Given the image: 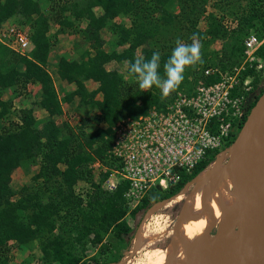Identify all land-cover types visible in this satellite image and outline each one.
<instances>
[{
    "label": "trees",
    "instance_id": "16d2710c",
    "mask_svg": "<svg viewBox=\"0 0 264 264\" xmlns=\"http://www.w3.org/2000/svg\"><path fill=\"white\" fill-rule=\"evenodd\" d=\"M48 1L55 15H44L37 0H0V27L5 21L20 17L21 22L16 26L27 29L31 43L25 56L0 44V94L14 86L26 90L28 85L36 84L38 91L33 105L45 113L38 119L31 109H21L11 129L0 133V264L10 263V243L30 251L21 264H30L36 255L39 264H79L87 249L100 244L109 232L114 236L112 249L119 244L127 250L129 238L126 241L123 236L129 229L123 222L126 209L122 197L127 183L119 181L111 192L101 188L110 170L118 168L115 161L106 157L111 127L121 118L135 119L152 107L163 108L176 91L189 94L198 80L214 83V76L202 77L204 69L224 70L238 65L242 59V40L253 32L259 40L264 36V0H250V7L229 30L211 12L205 14L210 0ZM220 5L229 3L215 0L211 6L219 11L223 9ZM118 16L127 18L129 26L116 22ZM202 16L203 30L198 28ZM56 21L61 31L78 32L88 46L77 59L65 56L57 59V78L73 86L61 97L57 96L45 69L51 47L48 30L50 23ZM79 22L83 28L76 31L74 26ZM107 28L116 32L114 49L109 52L103 50L100 35ZM193 33L201 37L204 63L188 68L180 87L166 98H161L156 87L140 90L136 78L129 74L128 62L138 57L148 59L154 51H159L163 75V63L176 40L191 43L189 37ZM216 42L221 43L218 51L211 48ZM256 55L264 60V43ZM111 62L124 64L126 77L133 82L128 84L117 71L106 70L105 65ZM251 73V87L255 88L259 81L257 74L247 69L242 75ZM90 81L96 88L88 91L85 82ZM263 91L264 86L248 109ZM73 99H77L76 110L87 114L88 109L94 113L91 118L97 125L94 130L84 132L83 125L74 130L65 122H54L53 117L62 115L61 105H68ZM10 110V103L0 100V121ZM216 153L209 152L205 160L188 173L180 174L179 180L167 189L148 190L132 216L155 203L175 198L186 183L208 168ZM94 162L105 168L96 183L89 169ZM32 167H37V171L30 176L31 183L18 191L12 189V172L18 168L27 172ZM78 181L89 185L83 196L74 190ZM113 256L109 264L118 263L120 255ZM105 263L108 262L101 264ZM93 264L99 262L95 260Z\"/></svg>",
    "mask_w": 264,
    "mask_h": 264
},
{
    "label": "built area",
    "instance_id": "2783aa9c",
    "mask_svg": "<svg viewBox=\"0 0 264 264\" xmlns=\"http://www.w3.org/2000/svg\"><path fill=\"white\" fill-rule=\"evenodd\" d=\"M216 17L225 23L221 14ZM0 44L20 56L31 49L28 32L11 24L1 25ZM261 44L255 34H248L242 40L238 65L202 71L203 78L214 76V83L198 80L189 94L175 92L163 108L152 107L135 119L117 120L111 127L106 157L118 168L110 170L101 188L111 192L119 181L126 182L122 197L129 211L138 206L148 190L167 189L179 180L180 174L205 160L209 152L216 151L215 158L227 152L225 147L239 131L249 106L253 76L242 74L247 69L253 73L262 69V60L256 55ZM92 166L102 169L98 162Z\"/></svg>",
    "mask_w": 264,
    "mask_h": 264
},
{
    "label": "rangeland",
    "instance_id": "374dc122",
    "mask_svg": "<svg viewBox=\"0 0 264 264\" xmlns=\"http://www.w3.org/2000/svg\"><path fill=\"white\" fill-rule=\"evenodd\" d=\"M226 3H229V5H220L219 11L218 9L213 6H211L215 0H210L209 4L206 6V12L205 14H208L211 12L214 16L220 15L223 16V21L225 22L222 25L226 30L231 29L232 25L237 24L238 19L240 15L244 14V12L250 7V0H225ZM38 6L40 11L46 12L48 15H55L56 13H53L52 9H49V1L48 0H37ZM205 14L203 16H205ZM203 16L200 18L198 22V28L203 30L205 28V19ZM54 19V18H53ZM8 21V20H7ZM10 23L12 25H19V22H21L20 17H15L10 19ZM116 22L121 23L124 27L129 26V20L127 18H122L121 16H118L115 19ZM6 22V21H5ZM4 22V23H5ZM74 28L76 31H80L83 28V25L79 22L76 23ZM24 30L27 31L26 28ZM254 34V32H253ZM101 39L103 42V50L106 52H109L114 49V38L116 36V32L112 28L103 29L100 31ZM48 37L51 44L50 51L53 54V59L51 60L50 64L48 65V68L45 67L48 72L51 73L52 78V85L53 88L57 94L58 97H61L65 92L70 91L73 89L72 85H68L65 82H60L57 77H55L54 74V63L58 59V54H64L66 57L68 56V59H77L80 53H82L85 49H87V44L81 40L80 35L74 32L65 31L59 28L57 21L51 22L48 30ZM63 40L65 42H63ZM262 43H264V36L261 37ZM62 43V44H60ZM68 44V45H67ZM219 42L213 43L211 48L215 51H218L220 48ZM58 45V46H57ZM61 45V46H60ZM138 54V50L136 52ZM106 70H115L118 73L122 75V78L126 80L128 84L132 83L133 80L129 77H126V67L124 64H116L114 62L108 63L105 65ZM257 74V78H259V81L256 83L255 88H252L250 86V90L248 92V103L249 105L252 103L253 98L257 96V94L260 92L262 87L264 86V60L262 59V69ZM89 84V83H88ZM87 84V85H88ZM94 85H89L88 89L93 88ZM87 89V90H88ZM38 91V86L36 84L34 85H28L26 87V90L22 89L20 86L11 87L5 91H3L0 94V100L3 102H9L10 103V114L7 115L3 120L0 121V133L5 132L9 129H11L12 125L17 122L16 118L18 116V111L21 109H31L33 115L35 118H43L45 113L43 111H39L34 107L35 102V96ZM178 92V91H176ZM97 99H99V96H97ZM62 115L59 117H53L54 122L57 124H61L62 122L69 124L72 129L76 130L77 126H84L83 128L84 132H90L95 129L97 125H95L91 118H93L94 113L90 112L88 109L85 110L87 114H83L81 111L76 110L77 108V99H74L72 104H62ZM249 108V106H248ZM250 109H247V112L245 114H248ZM86 116V118H84ZM244 117V119H245ZM238 132L236 133V135ZM236 135L232 136V142L229 145H226V149H228L234 139L236 138ZM229 140V141H230ZM227 154L228 152H224L223 154L218 155L215 159H218V168L216 171V176L220 177V170L223 167V165L227 161ZM214 159V160H215ZM94 164V163H93ZM92 164V165H93ZM92 165L89 166V169L91 170V175L93 181L96 183L98 176L101 172H104V167L102 169H98L96 167H93ZM213 169V164L211 163L209 166ZM208 166V165H207ZM208 166V167H209ZM61 169H64V166H60ZM68 169V167H66ZM224 168V167H223ZM206 170H210L206 168ZM37 171V167H32L30 169H27V172L24 169H15L10 177V185L12 189L15 191H18L22 186L28 185L31 183L30 176L34 174ZM194 183L193 179L186 183L182 189L179 192V195L176 196L174 199H167L164 201H161V206L154 210L152 214L145 220L143 223V228L145 231H147L149 234L154 236V240L149 243L143 244L140 248L133 249L132 242L135 235V229H138L140 223L144 220L146 214L149 212L151 207L153 208L155 206L152 205L150 208H148L145 211H138L132 216V210L125 211V216L123 217V222L127 225V228L129 229V232L123 236V240H128L129 238V245L127 250L124 251L123 247L119 244L116 245V248L112 249L111 246L113 241V233L109 232L104 235L103 240L100 244H97L93 247H90L87 249V251L84 253L86 255H83L81 261L79 264H93L95 260L101 264L102 262H108L105 264H109L114 258V254H119L120 257L118 259V263L121 264H146L151 263L154 259L158 258L160 254L168 247L170 240L172 239L176 226L179 222L180 216L182 214V211L186 208L190 207V204L188 203V200L191 199V204L194 203L195 200L198 198L205 196L208 191L203 190L201 192H194ZM89 189V185L86 184V182L78 181L75 186L74 190L77 194H80L83 196V194ZM187 201V202H186ZM189 204V205H188ZM189 206V207H188ZM194 217H191L188 219L185 232L188 230H191L194 228ZM217 230V227H213L210 232L209 236L213 235ZM114 244V243H113ZM9 257H10V263L9 264H21L22 261L25 260L26 257L30 254V251L27 247L22 246H16L14 244H9ZM130 252H133V256L129 257L128 254ZM196 252L194 251V254ZM160 258V257H159ZM196 258V257H195ZM117 263V264H118ZM30 264H39L37 261V255L34 257V259L30 262Z\"/></svg>",
    "mask_w": 264,
    "mask_h": 264
},
{
    "label": "bare ground",
    "instance_id": "6f19581e",
    "mask_svg": "<svg viewBox=\"0 0 264 264\" xmlns=\"http://www.w3.org/2000/svg\"><path fill=\"white\" fill-rule=\"evenodd\" d=\"M254 142L264 162V107L257 114ZM233 151L238 156L232 157L230 164L221 169L220 177L216 176L218 158L212 162L213 169L211 165L208 167L210 170H204L193 179L194 192L207 190L208 193L193 204L191 199L188 200L190 207L182 211L168 247L158 258L146 264H239L241 252L234 221L239 194L246 180V165L242 146H235ZM161 204H155L140 223L133 238V249L154 240V236L144 230L143 223ZM191 217H194V228L184 233ZM213 227H217V230L209 236Z\"/></svg>",
    "mask_w": 264,
    "mask_h": 264
},
{
    "label": "water",
    "instance_id": "95a60500",
    "mask_svg": "<svg viewBox=\"0 0 264 264\" xmlns=\"http://www.w3.org/2000/svg\"><path fill=\"white\" fill-rule=\"evenodd\" d=\"M262 107H264V91L246 115L236 138L228 148V158L223 165V167L229 165L232 157L238 156L233 148L241 145L246 165V180L239 194L234 221V230L238 233L241 252L239 264H264V162L254 142L257 114ZM229 152L231 156H228ZM128 255L132 257L133 252Z\"/></svg>",
    "mask_w": 264,
    "mask_h": 264
},
{
    "label": "clouds",
    "instance_id": "9594fccd",
    "mask_svg": "<svg viewBox=\"0 0 264 264\" xmlns=\"http://www.w3.org/2000/svg\"><path fill=\"white\" fill-rule=\"evenodd\" d=\"M189 39L191 43L176 40L175 47L163 63V75L159 51H154L148 59L138 57L128 62L129 74L136 78L140 90L147 91L156 87L160 89L161 98H166L180 87L188 68L204 63L201 37L193 33Z\"/></svg>",
    "mask_w": 264,
    "mask_h": 264
},
{
    "label": "crops",
    "instance_id": "0c3cea01",
    "mask_svg": "<svg viewBox=\"0 0 264 264\" xmlns=\"http://www.w3.org/2000/svg\"><path fill=\"white\" fill-rule=\"evenodd\" d=\"M97 11V10H96ZM42 12V11H41ZM44 15H47L46 14V12H42ZM11 21H10V19L8 20V21H6L4 24H11L12 25V23H10ZM82 24V23H81ZM83 25V24H82ZM63 42H65L64 40H63ZM60 44H62V43H60ZM68 45V44H67ZM58 46V45H57ZM61 46V45H60ZM61 56H65L64 54H58V57L57 58H60ZM66 57V56H65ZM66 58H68V56L66 57ZM53 59V54H52V52L51 51H49V54H48V58H47V62H46V66L45 67H47L48 68V65L50 64V62H51V60ZM57 61V60H56ZM55 64H56V62L54 63V76L55 77H57L56 76V74H55ZM46 69V68H45ZM47 70V69H46ZM47 72H48V70H47ZM48 74L50 75V77L52 78V75H51V73L50 72H48ZM59 80V79H58ZM60 81V80H59ZM60 82H63V81H60ZM89 83V84H88ZM88 84V85H87ZM89 85H94L93 86V88H92V90L93 89H95L96 88V85L94 84V83H92L91 81L90 82H85V87H86V89H88V87H89ZM72 90V89H71ZM91 89H88V91H90ZM99 96V95H98ZM74 100V99H73ZM73 100H72V102H73ZM72 102L71 103H69V104H72ZM39 111H41V110H39Z\"/></svg>",
    "mask_w": 264,
    "mask_h": 264
},
{
    "label": "flooded vegetation",
    "instance_id": "af4514ba",
    "mask_svg": "<svg viewBox=\"0 0 264 264\" xmlns=\"http://www.w3.org/2000/svg\"><path fill=\"white\" fill-rule=\"evenodd\" d=\"M253 101H254V98H253ZM253 101H252V102H253Z\"/></svg>",
    "mask_w": 264,
    "mask_h": 264
}]
</instances>
